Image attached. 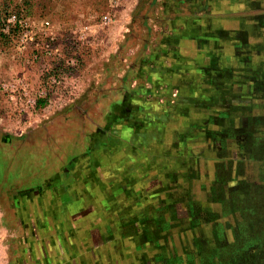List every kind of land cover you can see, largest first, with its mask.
Wrapping results in <instances>:
<instances>
[{"label": "rangeland", "instance_id": "rangeland-1", "mask_svg": "<svg viewBox=\"0 0 264 264\" xmlns=\"http://www.w3.org/2000/svg\"><path fill=\"white\" fill-rule=\"evenodd\" d=\"M177 2L0 0V264H264V204H206L212 152L189 177L194 69L174 60L195 12L234 28L254 0ZM253 62L235 110L264 105Z\"/></svg>", "mask_w": 264, "mask_h": 264}, {"label": "crops", "instance_id": "crops-1", "mask_svg": "<svg viewBox=\"0 0 264 264\" xmlns=\"http://www.w3.org/2000/svg\"><path fill=\"white\" fill-rule=\"evenodd\" d=\"M177 1L179 14L186 15L184 0ZM253 3V12L234 18V28L214 25L212 16L201 18L198 11L185 30L177 27L174 42L177 58L174 60L179 64L183 59L194 69L189 75L191 101L185 106L189 115L188 129L192 132L188 141L191 151L196 153L191 155L189 177L198 174L193 164L199 166L200 159L214 153L213 179L205 192V202L212 206L264 204V105L261 111H256L257 107L249 108L246 102L238 110H235L238 104L234 105L237 97L251 92L237 89L249 80L246 74L250 72L246 68L255 64L253 60L256 65L264 60V0ZM241 74L245 79L235 81L233 76ZM110 106L112 113L121 116L118 105ZM228 128L234 136L222 139V131ZM181 192H186L185 197L189 196L191 204L193 200L200 203L186 189L177 190V194ZM215 224L218 227L214 239L219 243L228 240L226 225Z\"/></svg>", "mask_w": 264, "mask_h": 264}, {"label": "trees", "instance_id": "trees-1", "mask_svg": "<svg viewBox=\"0 0 264 264\" xmlns=\"http://www.w3.org/2000/svg\"><path fill=\"white\" fill-rule=\"evenodd\" d=\"M11 32V31H10ZM14 31L12 30V33H13ZM0 37H3V38H5V37H7V36H5V35H3V34H1L0 33Z\"/></svg>", "mask_w": 264, "mask_h": 264}, {"label": "built area", "instance_id": "built-area-1", "mask_svg": "<svg viewBox=\"0 0 264 264\" xmlns=\"http://www.w3.org/2000/svg\"><path fill=\"white\" fill-rule=\"evenodd\" d=\"M16 25V22L15 24H13L11 27H14ZM46 25H48V23H46ZM9 29V26H7V30Z\"/></svg>", "mask_w": 264, "mask_h": 264}]
</instances>
